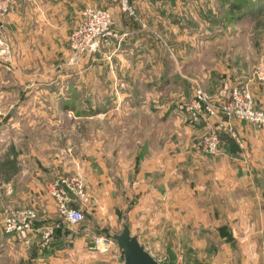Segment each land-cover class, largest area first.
Wrapping results in <instances>:
<instances>
[{
  "label": "crops",
  "instance_id": "0c3cea01",
  "mask_svg": "<svg viewBox=\"0 0 264 264\" xmlns=\"http://www.w3.org/2000/svg\"><path fill=\"white\" fill-rule=\"evenodd\" d=\"M136 3L148 13L140 19L136 13L119 30L115 28L121 41L119 46L118 41L111 46L115 55L111 60L110 93L111 208L127 211L132 234L138 235L149 252L142 232L134 230L141 229L154 216L157 238L167 237L165 229L170 226L171 244L180 248L181 240H186L187 246L184 244L178 254L192 255L197 247L208 244H235L236 250L241 247L244 264H264V127L236 119L229 120V124L212 119L187 129L181 141V122L186 115L164 111L157 104L155 110L150 108V102H158L162 94L159 84L170 83V78L165 80L163 73L149 70H162L167 64L176 67L177 62L164 56L175 51L184 64L187 61V75L194 73V67L203 65L208 78L216 77L215 86L210 88L213 95L220 88L219 79L221 85L225 80H241L249 85L257 106L264 109V80L260 79L264 59L256 65L242 49L235 54L231 46L223 45L225 39L216 37L214 29L197 41L194 29L184 30L173 22L163 28L162 6L147 9V1ZM113 4L119 8L112 0H12L11 10L2 19L3 33L13 46V57L8 64H0V122L8 117L11 130L22 134L6 145L15 151L10 158L17 171L11 183L18 189L19 178L27 176L23 195L26 204L33 208L56 211L47 187L58 174L65 175L60 172L64 169L61 160L50 164L45 154H37L36 133L43 140L47 138L43 147L50 148L51 134L46 132H73L88 120H98L110 111L90 109L89 101L99 99L100 94L88 93L87 85L103 82L101 77L85 76L88 69H97L106 62L80 60L74 66L67 62L69 36L81 21L82 11L91 7L108 9L119 19ZM145 20L156 23L155 27L144 28ZM139 21L144 22L143 27ZM162 31L171 47L164 48L156 38ZM235 38L233 35L229 40ZM117 46L120 48L116 49ZM196 52L204 54L203 61L196 59V54L188 56ZM177 61L180 66L181 61ZM151 73L159 76L158 80L149 77ZM70 84L79 94L74 99L68 93ZM73 100L78 101L77 107L68 105ZM225 125L232 127L236 138L223 132ZM122 128L120 138L115 133ZM207 131L221 132V152L217 156L203 153L195 144L197 137ZM180 145L184 151H180ZM24 146L27 153L19 150ZM7 154L0 156L2 166ZM23 163L21 170L18 166ZM85 168H80V176ZM86 178L89 195L93 197L91 189L99 180L90 175ZM49 258V264H54V255Z\"/></svg>",
  "mask_w": 264,
  "mask_h": 264
},
{
  "label": "rangeland",
  "instance_id": "374dc122",
  "mask_svg": "<svg viewBox=\"0 0 264 264\" xmlns=\"http://www.w3.org/2000/svg\"><path fill=\"white\" fill-rule=\"evenodd\" d=\"M147 1V9L154 5L162 6L160 13L162 19L160 21L166 25H170L171 22L177 23L181 29L196 30L193 35L196 36V40L204 38L209 30H217L216 37L225 39L224 46H231L233 52L243 50L245 56L250 55V58L256 65L261 62V58L264 56V0H144ZM231 1V2H230ZM12 5V0H10ZM116 4V3H115ZM131 4L136 8L137 18H141V15L145 16L148 10L145 11L140 5L136 3V0H132ZM162 4V5H161ZM118 9L120 18L114 17L113 13V31L116 33L117 38L113 40L111 46L118 41H121L120 34L116 29H120L125 20L131 19V16L124 13L122 9L113 4ZM119 6V5H118ZM145 8V9H146ZM11 10V7H10ZM9 10V11H10ZM108 10V9H107ZM156 10L158 9H150ZM148 16H150L148 14ZM136 17V16H134ZM133 18V17H132ZM135 18V19H137ZM3 19V17H2ZM1 22V32L3 37L10 43L11 42L3 33V24ZM144 26V22L139 21ZM80 23V22H79ZM146 29L150 26L155 27L156 23L145 20ZM158 21V27L159 26ZM116 28V29H115ZM158 30V29H157ZM152 33V32H151ZM159 36H156L159 43L164 48L171 47L167 42L165 33L158 32ZM236 38L229 40L232 36ZM226 38L228 40H226ZM166 43L168 45H166ZM117 46L116 49H119ZM230 47V48H231ZM69 49H70V36H69ZM13 50V46H12ZM115 50V49H114ZM115 56L114 51L111 53V47L106 49L104 53H96L90 56H85L78 59L75 62L72 61V53L70 49V57L68 59L69 65H76L80 60H100L106 62L101 64L97 69H88L85 76H96L102 84L89 83L87 85L88 93L93 91L98 92L99 99L90 100L88 105L90 109L95 107L99 110H107L105 114L100 115L98 120H88V123L81 124L76 127V131L66 132L65 130L60 132H46L45 134H51L50 143L51 147H43V142H47V138L43 140L40 133H36V139L39 146L35 147V151L41 154H45L46 158L54 163L60 161L64 165L61 174L76 175L83 180L87 193L88 201L80 206L84 212V220L79 224H69L59 213L56 207L55 212L43 211L42 208L28 205L27 198L23 195L24 189L22 188L27 182V176L19 178L20 185L18 189L13 187L12 178L17 171V167L11 163V154L15 151L13 148H7V142L10 144L12 138L20 137L22 134L14 133L11 127L8 125V117H3V122H0V156L3 152L8 153L7 159H5V165L0 164V264H49V255H54V264H123V252L118 248L115 241H113L109 234L121 233L122 220L127 221V211L118 208H111V60ZM196 54V59L203 61V53H189V55ZM165 57H169L171 61L176 63V67L165 65L162 70L159 68H151L154 73L161 72L164 75L165 80L170 78V83L159 84L163 87L161 90V96L158 102L151 101L153 110L154 105H160L164 111H176V113H184L186 117L181 122L180 140L185 139L187 129L197 127L201 122L209 123L211 120H207L206 117H198L194 119L190 117V114L182 109L180 106L182 103L189 102L196 92V89L200 86L206 93L212 98L214 103L219 102L218 92L216 95L211 93L210 88H213L216 84V77L208 78L205 73V66L200 65L195 68L194 73L186 74L187 61L181 60L179 55L175 51L167 52ZM186 56V54L184 55ZM181 61L180 66L179 61ZM166 62V61H165ZM263 63V62H262ZM0 64H8L1 63ZM258 67V66H256ZM257 69H255L256 71ZM173 71V73H171ZM254 71V72H255ZM261 74L264 72L261 69ZM170 76H168V74ZM184 73V75H180ZM73 74V73H72ZM195 74L196 76H191ZM77 74L74 73L73 77ZM153 80H158L159 76H155L153 73L149 74ZM189 76V78H187ZM261 76V75H260ZM185 77V78H184ZM208 79H207V78ZM214 81H212V80ZM164 80V81H165ZM75 81V80H74ZM221 81L219 79V87H221ZM215 83V84H214ZM170 84V85H169ZM86 86V84H85ZM218 87V88H219ZM220 89V88H219ZM218 89V91H219ZM68 93H71L72 99H74L75 91L72 84L69 85ZM84 93L86 91L84 90ZM78 101H69L70 107H77ZM177 108L179 110H177ZM159 109V108H158ZM170 112V113H171ZM169 113V114H170ZM183 117V116H181ZM4 123V124H3ZM4 127L1 128L3 125ZM223 129V128H222ZM225 130H223L224 132ZM214 131H207L201 137H197L195 144L200 148L203 153L207 154L204 150V141L206 137ZM217 132V131H215ZM113 133V132H112ZM221 137V132H217ZM27 133H23L26 136ZM123 135L122 131L115 133ZM40 138V140H38ZM182 145H180L181 147ZM19 147L21 153H27V148ZM23 148V149H22ZM139 150V149H137ZM136 150V151H137ZM145 153V149H141ZM184 151V148H180V151ZM220 154V153H219ZM218 154V155H219ZM217 156V155H212ZM7 162V163H6ZM85 166V172L82 176L78 173L80 168ZM24 168V163L22 167ZM28 168V167H27ZM89 168V169H88ZM27 170V169H26ZM60 175V174H58ZM92 176L99 180V183L91 189L92 196L89 195L87 188L88 176ZM24 177V180H23ZM90 191V192H91ZM55 203V202H54ZM130 204V203H127ZM23 209H33L36 212V218L34 220L35 228L51 229V241L45 246H39L40 236L37 234H27L12 237L4 231V222L6 218L15 211ZM129 214V212H128ZM131 215V213H130ZM129 215V216H130ZM128 216V219H129ZM139 216H137L138 220ZM128 224V222H127ZM168 225H170L168 223ZM141 231L142 235L148 242L150 252L155 256L156 260L161 263L168 264H244L243 253L241 247L238 246L237 250L235 244H208L203 247H197L196 252L192 255H181L179 252L183 251V245H186V240H181V246L171 244L172 235L171 227H166L167 237L157 238L156 236V224L155 217L153 216L151 221H145L141 229L134 231ZM137 231V232H138ZM104 239V244H97V240ZM180 250V251H179ZM187 248L184 249V251ZM245 255H251L246 253Z\"/></svg>",
  "mask_w": 264,
  "mask_h": 264
},
{
  "label": "built area",
  "instance_id": "2783aa9c",
  "mask_svg": "<svg viewBox=\"0 0 264 264\" xmlns=\"http://www.w3.org/2000/svg\"><path fill=\"white\" fill-rule=\"evenodd\" d=\"M122 11L131 17L136 16L132 0H112ZM10 0H0V20L10 10ZM1 24V22H0ZM113 16L107 9L86 8L81 13V21L70 34V49L72 61L75 62L85 56L104 53L117 38L113 31ZM1 26V25H0ZM13 50L10 43L3 37L0 27V62L12 61ZM108 59H112L108 56ZM260 79L264 80V72ZM219 102L212 98L200 86L194 97L181 104L190 117H206L209 121L216 119L229 124V120L236 119L264 127V109L259 108L247 83L241 80H225L218 91ZM223 130L236 138L230 126H222ZM221 137L217 132L210 133L204 141V150L208 155H218L221 152ZM49 196L54 200L60 215L72 225L84 220V212L80 206L88 201V193L82 179L76 175H59L47 187ZM36 212L33 209H23L10 214L4 222V231L8 235L20 236L37 234L40 236L39 246H45L51 241V229L35 228L33 223ZM104 239L97 240V244H104Z\"/></svg>",
  "mask_w": 264,
  "mask_h": 264
},
{
  "label": "water",
  "instance_id": "95a60500",
  "mask_svg": "<svg viewBox=\"0 0 264 264\" xmlns=\"http://www.w3.org/2000/svg\"><path fill=\"white\" fill-rule=\"evenodd\" d=\"M123 252V264H168L161 263L139 242L138 235H133L126 220H122L121 233L109 234Z\"/></svg>",
  "mask_w": 264,
  "mask_h": 264
}]
</instances>
